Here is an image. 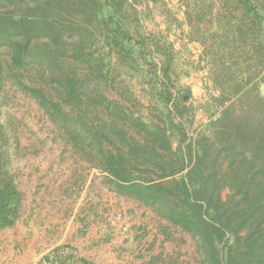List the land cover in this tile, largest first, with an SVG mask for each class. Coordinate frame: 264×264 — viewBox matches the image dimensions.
Returning a JSON list of instances; mask_svg holds the SVG:
<instances>
[{"label": "trees", "instance_id": "trees-1", "mask_svg": "<svg viewBox=\"0 0 264 264\" xmlns=\"http://www.w3.org/2000/svg\"><path fill=\"white\" fill-rule=\"evenodd\" d=\"M180 2L224 107L194 137L173 44L145 24L149 0H0V231L24 201L22 144L2 107L11 82L50 120L62 157L192 235L201 264H264V0ZM134 78L153 119L134 113ZM67 251L62 264H94Z\"/></svg>", "mask_w": 264, "mask_h": 264}, {"label": "rangeland", "instance_id": "rangeland-1", "mask_svg": "<svg viewBox=\"0 0 264 264\" xmlns=\"http://www.w3.org/2000/svg\"><path fill=\"white\" fill-rule=\"evenodd\" d=\"M149 1L145 24L154 33L167 35L174 48L175 84L191 92L185 98L193 119L188 134L194 137L219 106L211 95L214 84L206 62L199 63L202 46L189 40L180 0H159L156 5ZM174 16L179 23L169 26ZM131 86L135 115L153 119L156 102L137 78ZM108 95L114 101L121 99L115 92ZM2 107L22 144L14 167L24 201L16 226L0 232V264L52 260L62 264L67 250L94 264H150L153 257L151 264H201V251L192 235L162 218L155 208L116 193L105 172L85 167L68 154L62 157V148L52 139L50 120L35 100L11 82ZM46 255L50 262L44 260Z\"/></svg>", "mask_w": 264, "mask_h": 264}, {"label": "built area", "instance_id": "built-area-1", "mask_svg": "<svg viewBox=\"0 0 264 264\" xmlns=\"http://www.w3.org/2000/svg\"><path fill=\"white\" fill-rule=\"evenodd\" d=\"M211 95H212L214 98H217V97H219V96L221 95V90H220L218 87H216L215 85H213V87H212V89H211ZM204 96L207 97V94H204ZM207 98H208V97H207ZM223 109H224V107H223L222 105L219 104V106H218V112H217L215 115H213V116L210 118V120H215V119H217V118L220 116V114H221V112L223 111Z\"/></svg>", "mask_w": 264, "mask_h": 264}, {"label": "water", "instance_id": "water-1", "mask_svg": "<svg viewBox=\"0 0 264 264\" xmlns=\"http://www.w3.org/2000/svg\"><path fill=\"white\" fill-rule=\"evenodd\" d=\"M261 94L264 95V84L261 87ZM44 260L46 262H50V256L49 255H46L45 258H44Z\"/></svg>", "mask_w": 264, "mask_h": 264}, {"label": "crops", "instance_id": "crops-1", "mask_svg": "<svg viewBox=\"0 0 264 264\" xmlns=\"http://www.w3.org/2000/svg\"><path fill=\"white\" fill-rule=\"evenodd\" d=\"M194 42H196V41H194ZM198 45H200L198 42H196ZM200 47H201V45H200ZM1 232V231H0Z\"/></svg>", "mask_w": 264, "mask_h": 264}]
</instances>
